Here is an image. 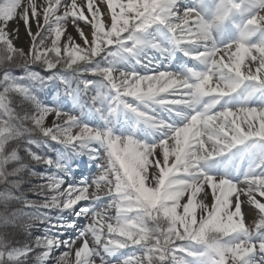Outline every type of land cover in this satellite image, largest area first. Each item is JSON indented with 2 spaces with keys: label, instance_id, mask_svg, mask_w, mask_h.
Returning <instances> with one entry per match:
<instances>
[{
  "label": "snow or ice",
  "instance_id": "6c2138e0",
  "mask_svg": "<svg viewBox=\"0 0 264 264\" xmlns=\"http://www.w3.org/2000/svg\"><path fill=\"white\" fill-rule=\"evenodd\" d=\"M104 3L110 25L99 0H86L87 14L78 0H0V185L4 186L0 202L23 199L29 207L59 210L55 220L40 214L29 217L48 223V231L31 246L10 247L0 238V264H24L36 248L40 249L34 257L36 264H48L56 249H72L80 240L83 245L75 251L74 260L71 252H63L57 264H95L94 258L109 264L101 249L115 257L129 248L140 252L132 253L124 264H264V202L258 199L264 197V0H200L197 8L183 15H178L177 0ZM18 18L31 38L30 54L15 46L8 31L9 23ZM32 20L37 24L36 33L31 32ZM70 20L88 47L68 37L65 58L61 41ZM78 21L91 25V39ZM153 25L162 26L164 38L202 65V70L189 69L185 75H117L111 67L90 72L115 92V104L161 133L155 143L117 137L107 127H89L72 114L45 106L35 95L36 86L43 87L46 80L28 70L32 64L39 63L47 71L62 64L83 75L89 72L86 66L102 53L108 54L109 48L129 55L141 47L166 51L159 40L141 38ZM15 32L19 40V28ZM8 65L23 67L26 77L14 76ZM58 77L53 71L47 79ZM24 79L31 83H22ZM61 81L67 86V81ZM82 83L85 89L94 87L92 81ZM14 96L20 97V105L31 104L33 111H17ZM124 97L137 103H128ZM92 100L100 105L96 107L100 112L103 95L97 93ZM154 105L175 112L180 122H165L155 114ZM114 111L110 108L108 115ZM53 114L56 120L46 127V118ZM62 116L65 118L57 122ZM36 132L73 151L86 150L92 159L101 157L91 144L104 148L107 156L102 157L105 163L95 182L94 199L90 184L61 190L69 175L66 165L27 147L32 161L57 170L39 186L40 195H45V189L52 194L39 205L14 195L12 189L20 184L16 177L27 165L19 155V144L13 146V142L24 140L26 145L47 147L46 141L32 138ZM245 196L257 213L253 226L247 224L242 211ZM105 197L111 203L103 212L89 207L75 210L80 201L98 203ZM209 197L211 205L206 203ZM113 210L116 215L109 216ZM60 212L75 219L61 217ZM17 215H0V223L8 224ZM89 217L95 224L89 223L76 240L60 238L62 229L75 228L77 219ZM89 236L95 241L94 249Z\"/></svg>",
  "mask_w": 264,
  "mask_h": 264
},
{
  "label": "rangeland",
  "instance_id": "374dc122",
  "mask_svg": "<svg viewBox=\"0 0 264 264\" xmlns=\"http://www.w3.org/2000/svg\"><path fill=\"white\" fill-rule=\"evenodd\" d=\"M124 2L126 3L127 0H124ZM189 0H177V5H178V15H183L184 11L190 9L191 7H189L188 4ZM208 3H218L219 0H207ZM26 3V0H25ZM78 4L82 5L84 7V11L87 14V8H86V0H78ZM99 7L102 9V11L107 14L108 16V24L110 25L111 21H110V12L106 7V4L104 3V0H99ZM62 11V9L60 10ZM19 12L22 14L23 12V8H21L19 10ZM59 14V13H58ZM80 26L81 29H83V31L88 35L89 39L92 38V28L91 25L83 22V21H78L77 22ZM31 24V32L32 33H36L37 31V24L34 20L30 21ZM155 27V25L151 26L145 33L141 34V38L145 39H157L161 42L162 45V49H166L168 47V45L174 46L170 40L165 39V33L161 32L158 33H154L151 31V29ZM19 28V40H16V32L15 29ZM8 31L12 34V38L14 40L15 46L17 48L23 49L25 51V53L30 54L31 48L30 45L32 43L31 38L28 34V30L25 27V24L23 22L22 19H16L12 22L9 23L8 25ZM45 35H48V33L45 31L44 33ZM68 37H72L74 38L75 42H78L82 47L85 48L83 42L84 40L80 37L79 35V30L77 29V27L71 22V20L68 23V31L65 33L64 38H62L61 44H62V55H66L67 54V38ZM146 37V38H144ZM54 38V35H53ZM48 46H50V41ZM173 49H171V53L173 52ZM167 50V49H166ZM198 50H203V49H198ZM166 51L163 50H157V49H153L151 47H141L138 48L134 54H124L122 52L120 53H115L114 52V48H112L108 54L104 55L105 57H110L111 61H109V64L107 67H111L114 69V71L117 73H130V72H136L140 75H152L155 72H168V73H173L176 75H185L187 73V71L189 69L192 70H197L200 71L202 70L203 66L200 65L198 62L194 61L193 59H191V57L184 55V53L182 52V54L184 56H180V62H182V66H181V70H165L164 68H156L154 67L155 65H153L151 63V61L148 60V56H152L154 57H159L161 53H165ZM50 55L53 53H49ZM172 56H174V54H170ZM221 55H223V53H221ZM104 57V58H105ZM161 57V56H160ZM175 62V61H174ZM177 63V62H176ZM180 66L179 64H176V66ZM177 66V67H178ZM176 67V69H177ZM91 70V69H90ZM92 75V74H91ZM94 77H100L98 75H92ZM101 79V78H100ZM65 80V79H64ZM84 81H88L89 78L84 77L83 79ZM104 82V81H103ZM106 83V82H104ZM75 93V92H74ZM76 94V93H75ZM113 94L115 95V92H113ZM76 97V95L74 96ZM170 98H174V97H170ZM113 97L112 95L107 96L106 100L108 101H113L112 100ZM124 99L128 102V103H132L133 105H135L137 103V101L134 100V98L132 97H124ZM61 103V99H58L56 96L50 100L49 104H44L45 106H49L52 108H57L59 110H61L64 113H69L65 108V106L61 107L60 106ZM76 104H74L73 106V110H77L78 107H75ZM108 106V107H107ZM110 107H114L115 111L112 112L111 115H108L107 112L109 110ZM174 108H179L180 106H173ZM154 112L155 114L161 118L164 119L165 122H168L169 120H173L176 121L177 123H179L180 121L178 120V118L175 116V112L172 113H168L167 111H165L164 109H162L160 106L158 105H154ZM105 115H100L105 121L103 122L104 124H101V122H99V119H96L92 116H87V117H83L80 115H77L75 113H69L72 114L73 116H76L79 118L80 122L95 128V129H104V128H110L112 133L117 136V137H126V138H133L135 140H138L140 142L146 143V144H152L155 143L161 136V133L155 129H152L150 127H148L146 124H144L142 121L138 120L137 117L132 113L127 111L126 109H124L122 107V105H118L115 104L114 102L111 103H106L105 108ZM162 111V113H161ZM183 111H189L187 109H183ZM215 111V110H214ZM105 118H104V117ZM65 117H61L60 120H58L57 122H60L61 120H63ZM56 120L55 115H49L46 118L45 121V126H52L53 125V121ZM76 129L73 130V133H75ZM90 147L92 148H96L98 150V154L101 157L100 159H92V157L87 154L86 157L83 159V162L81 165H76L78 167L75 166H68L67 167V161L63 159H61L60 155L58 154L56 160L61 161L62 163L66 164V169L69 172V175L64 177L65 179V184L62 185L61 190H63L65 187L68 186V183L70 182L71 179V175L75 174L76 172L78 173V171L81 169L82 172L85 171H90L89 175L86 176V179L90 180L88 181V184H90L92 187L90 188V195L93 196L94 199V194H95V182H96V175L98 176L99 174L101 175V171H102V164L105 163V159H106V152L104 151V148H102L99 144L93 143L90 145ZM159 154V151H158ZM105 158V159H102ZM70 165V164H68ZM96 165L98 168V174H95V171L92 170V167ZM70 167H72V169H70ZM62 176V174H60ZM69 180V182H68ZM83 186V184L81 185ZM78 186V187H81ZM246 187V186H244ZM101 195H103V192H101ZM235 199V198H233ZM242 199L245 201V203L242 206V211L245 213V219L246 222L249 226H253V221L254 219L257 218V213L255 212V210L247 204V197H242ZM258 199H260L262 202H264V197H258ZM185 201H182L181 203H184ZM111 203V198L110 197H105L104 200L98 202V203H93L92 200H87V201H80L78 202V204L75 206V210H79L82 207H89V208H96L98 211L103 212L105 211V209L107 208V206ZM206 203H208L209 205H211L212 200L211 197H209V199L206 201ZM179 212H182V209H178ZM116 212L113 210L111 212H109V216H115ZM197 217L200 216V211L199 209L197 210L196 213ZM60 216L61 217H67V219L72 220L75 219L72 216H68L67 212H60ZM57 218V217H56ZM55 218V219H56ZM54 219V220H55ZM83 221V223L87 224L88 222L94 221L91 219V217H89V220L87 221V219L85 218H79L76 221ZM109 222H112L111 220ZM16 224L19 226L18 221H16ZM95 224V221H94ZM43 233H42V237L45 235V233L48 231V224L44 223L43 224ZM12 229H7V234H11ZM15 234H21V230L20 227L13 229ZM66 229H62L60 231V233H62V231L64 232ZM89 239L92 241V244L90 245V247H92L93 249L96 246L95 245V241L94 239H92L91 236H89ZM40 251L39 248H37L36 253H38ZM102 252V254L104 255L105 259H107L108 261H114L115 260V264H124V260L126 258H132V253H139V249L138 248H129V249H124L121 252H119L115 257H110L107 254L103 253V250H100ZM63 252H71L69 250H66V247H60L59 249H56L52 256L53 258L51 260L48 261V264H57V259L60 257V255ZM74 255L75 253H72V256L70 257V259L74 260ZM33 256V255H32ZM30 255V257H32ZM95 259V264H103V260L99 259V258H94ZM34 260V258H32V261ZM36 264V262H35Z\"/></svg>",
  "mask_w": 264,
  "mask_h": 264
},
{
  "label": "trees",
  "instance_id": "16d2710c",
  "mask_svg": "<svg viewBox=\"0 0 264 264\" xmlns=\"http://www.w3.org/2000/svg\"><path fill=\"white\" fill-rule=\"evenodd\" d=\"M54 56V55H53ZM67 58V57H66ZM35 65H41L39 63L35 64ZM43 66V65H41ZM8 69L10 68H14V66L12 65H8L7 66ZM3 72V68H0V75H2ZM13 106L16 108L17 111H20L21 107L17 108V106L15 104H13ZM25 109H28L29 107L26 106L24 107ZM29 112L33 111V108L28 110ZM33 136L38 137V132L34 133ZM21 141V140H20ZM20 141H16L13 142V146H16V144H19ZM20 152V149H19ZM26 172V173H25ZM25 173L24 177L22 178V175ZM33 173L30 172L29 170L26 169V171H22L20 173V175L18 177H16V179L20 180V184L18 186V188L16 189H12L13 193L15 196H23L25 199L29 200L30 199V193H31V188L34 186V181H33ZM3 185H0V190H3ZM24 202L23 199L21 200H10L7 202V204L0 202V215H11L12 213H15L14 208H19L21 206V203ZM12 229L11 234H7V229ZM17 227L13 226L12 221H10L8 224H3L0 223V238H3L5 241H7L9 243V246H12L17 239H20L23 235L22 229L21 230V234H15L13 233L14 230ZM25 264V263H24Z\"/></svg>",
  "mask_w": 264,
  "mask_h": 264
},
{
  "label": "bare ground",
  "instance_id": "6f19581e",
  "mask_svg": "<svg viewBox=\"0 0 264 264\" xmlns=\"http://www.w3.org/2000/svg\"><path fill=\"white\" fill-rule=\"evenodd\" d=\"M160 156V158L162 159V153L159 152L158 154ZM89 220V218L87 219V221ZM89 223L94 224V221L88 222L87 224L83 223V221H76L77 226L75 228H69L68 230L65 231V236H60L61 239L63 240H68V241H74L77 239L78 235H80L82 233V230H86ZM89 239V238H88ZM89 243L90 245L92 244V241L89 239ZM83 245V240H80L79 242H77L74 246V248L69 249L66 247V250L71 251V253H75L76 250H78L79 248H81ZM96 246V245H93Z\"/></svg>",
  "mask_w": 264,
  "mask_h": 264
}]
</instances>
